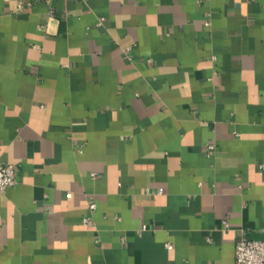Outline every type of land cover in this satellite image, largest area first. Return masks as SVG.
Returning <instances> with one entry per match:
<instances>
[{
    "label": "crops",
    "instance_id": "1",
    "mask_svg": "<svg viewBox=\"0 0 264 264\" xmlns=\"http://www.w3.org/2000/svg\"><path fill=\"white\" fill-rule=\"evenodd\" d=\"M0 163V264H233L264 240V0H0Z\"/></svg>",
    "mask_w": 264,
    "mask_h": 264
},
{
    "label": "built area",
    "instance_id": "2",
    "mask_svg": "<svg viewBox=\"0 0 264 264\" xmlns=\"http://www.w3.org/2000/svg\"><path fill=\"white\" fill-rule=\"evenodd\" d=\"M211 148V145L207 147V149ZM14 173L15 168L12 164L0 163V195L14 184ZM152 193L161 194L162 189L157 187ZM65 196L68 197L69 193H66ZM164 247L170 248V244L164 243ZM233 264H264V240L249 239L239 235L234 241Z\"/></svg>",
    "mask_w": 264,
    "mask_h": 264
}]
</instances>
